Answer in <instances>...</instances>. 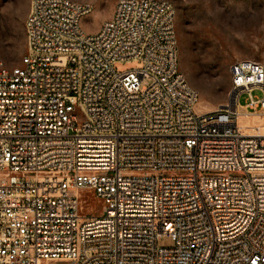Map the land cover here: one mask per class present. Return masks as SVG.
<instances>
[{
	"label": "built area",
	"instance_id": "obj_1",
	"mask_svg": "<svg viewBox=\"0 0 264 264\" xmlns=\"http://www.w3.org/2000/svg\"><path fill=\"white\" fill-rule=\"evenodd\" d=\"M93 10L31 0L26 54L0 61V264H264V134L240 125L264 115V60L199 111L171 2L118 0L89 34Z\"/></svg>",
	"mask_w": 264,
	"mask_h": 264
},
{
	"label": "rangeland",
	"instance_id": "obj_2",
	"mask_svg": "<svg viewBox=\"0 0 264 264\" xmlns=\"http://www.w3.org/2000/svg\"><path fill=\"white\" fill-rule=\"evenodd\" d=\"M31 0H0V61L12 67L27 52L25 20ZM89 2L93 12L82 27L95 34L108 20L118 0H75ZM176 10V33L180 69L197 90L199 111H211L229 101L231 66L237 60H264V0H167ZM141 66L140 62H120L114 68L123 73ZM261 98L263 92L255 90ZM247 94H241L244 105ZM240 118L249 135L264 134V115ZM245 120V122H244ZM83 213L98 216L101 203L92 191H80ZM91 212V213H89ZM162 246L173 243L165 237ZM46 264H65L47 262Z\"/></svg>",
	"mask_w": 264,
	"mask_h": 264
},
{
	"label": "bare ground",
	"instance_id": "obj_3",
	"mask_svg": "<svg viewBox=\"0 0 264 264\" xmlns=\"http://www.w3.org/2000/svg\"><path fill=\"white\" fill-rule=\"evenodd\" d=\"M245 117H247V118H252V117H250V116H245ZM241 118H244V117L242 116ZM244 122H245V120H244ZM256 135H257V134H256Z\"/></svg>",
	"mask_w": 264,
	"mask_h": 264
}]
</instances>
